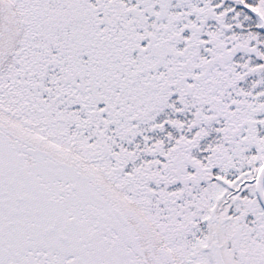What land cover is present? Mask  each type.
<instances>
[{
  "label": "snow or ice",
  "instance_id": "1",
  "mask_svg": "<svg viewBox=\"0 0 264 264\" xmlns=\"http://www.w3.org/2000/svg\"><path fill=\"white\" fill-rule=\"evenodd\" d=\"M0 264H264V0H0Z\"/></svg>",
  "mask_w": 264,
  "mask_h": 264
}]
</instances>
